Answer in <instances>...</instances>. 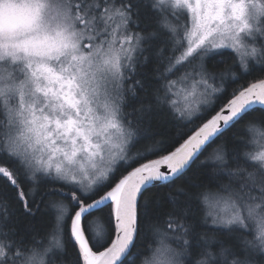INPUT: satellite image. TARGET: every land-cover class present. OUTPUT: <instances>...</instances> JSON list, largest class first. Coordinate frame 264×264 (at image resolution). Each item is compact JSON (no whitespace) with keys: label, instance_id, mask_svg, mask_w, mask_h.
<instances>
[{"label":"snow or ice","instance_id":"snow-or-ice-1","mask_svg":"<svg viewBox=\"0 0 264 264\" xmlns=\"http://www.w3.org/2000/svg\"><path fill=\"white\" fill-rule=\"evenodd\" d=\"M253 120L264 0H0V264H63L59 235L15 239L11 199L35 215L49 197L71 205L55 231L76 264H264V145L233 133L197 165Z\"/></svg>","mask_w":264,"mask_h":264},{"label":"trees","instance_id":"trees-1","mask_svg":"<svg viewBox=\"0 0 264 264\" xmlns=\"http://www.w3.org/2000/svg\"><path fill=\"white\" fill-rule=\"evenodd\" d=\"M147 71L151 73L152 65L150 64ZM175 77H173L174 79ZM248 79H252L249 77ZM153 84L156 83L155 79H153ZM139 91V90H138ZM143 95V94H141ZM260 113L257 112L255 115H259ZM243 123V122H242ZM171 127H169V133L173 131ZM264 126L260 125L259 123L255 122L254 120L251 121L246 130H241V125H237L235 128L231 129L229 132H226L223 136L218 138L212 146H210L206 152L200 157V161H197V165L200 162L204 161L207 162L209 167L214 164L212 159L213 150L216 148L217 145H220L225 140L229 141V146L231 147H239V139L233 140L232 136L233 133L237 134L238 138H243L248 141V147L245 148V151L251 152L252 151V138L254 131H263ZM182 142V141H180ZM176 143L175 146H178ZM171 150V148H170ZM165 154V153H162ZM157 156H150V158H154ZM146 161V160H145ZM144 162V161H140ZM138 165V164H137ZM197 165H193V169L197 167ZM176 185L184 183V178L177 180ZM170 187V186H169ZM169 190L168 187H159L152 189L153 193H156L159 198H161L165 204H167V197L164 195L165 192ZM0 195L3 197L11 198L12 191L11 189L7 188L4 185V181L0 180ZM37 203L40 205L39 209H33L35 215H28L26 214L20 204L13 198L11 199L12 208L15 210V215L13 216V224L16 226V237L15 239L23 238L26 245L29 247L36 248L39 251H43L46 248L52 247L54 237H57L59 234L55 231V217L59 215V205L65 204L69 210L71 209V205L62 197H49L44 203H40L39 199ZM206 210V207L204 209ZM104 213H96L95 218L100 220V223H103L102 217ZM164 217L161 216L158 221H154V227L152 229L153 232V239L156 241L155 246H159L161 240H163V233H164V224H163ZM64 229L63 234L61 235V239L65 245V249H55L54 251L60 254L58 256L59 260L63 261V264H76L77 262V255H76V248L74 244L71 242L68 236V228L67 226H63ZM198 232H207L208 228L205 225L198 223L197 225ZM215 235H221L219 233H215ZM221 239L223 237L221 236ZM167 242V241H166ZM219 243V241H217Z\"/></svg>","mask_w":264,"mask_h":264},{"label":"rangeland","instance_id":"rangeland-1","mask_svg":"<svg viewBox=\"0 0 264 264\" xmlns=\"http://www.w3.org/2000/svg\"><path fill=\"white\" fill-rule=\"evenodd\" d=\"M185 94L186 93H184V92H180V93H178V95L172 97V99H175L177 101V104L179 105L182 102L183 96ZM251 142H252V151L251 152H255V151L261 150V146L264 145V130L263 131H254L253 138H252ZM65 207H67V206L65 205ZM206 210L208 211L209 209L206 207ZM64 229L65 228H63L62 234L64 232ZM62 234H59V236L61 237ZM53 250H55V249H53Z\"/></svg>","mask_w":264,"mask_h":264},{"label":"water","instance_id":"water-1","mask_svg":"<svg viewBox=\"0 0 264 264\" xmlns=\"http://www.w3.org/2000/svg\"><path fill=\"white\" fill-rule=\"evenodd\" d=\"M166 154V153H165ZM156 158H158V156L157 157H154V158H150V159H156ZM144 162H147V161H144ZM143 163V162H142ZM136 166H138V165H136Z\"/></svg>","mask_w":264,"mask_h":264}]
</instances>
